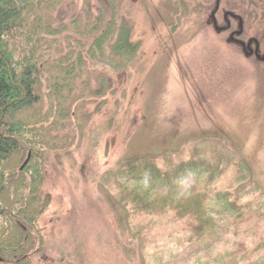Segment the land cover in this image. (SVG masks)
<instances>
[{"label":"rangeland","instance_id":"rangeland-1","mask_svg":"<svg viewBox=\"0 0 264 264\" xmlns=\"http://www.w3.org/2000/svg\"><path fill=\"white\" fill-rule=\"evenodd\" d=\"M115 2L66 0L56 16L105 15L108 25ZM117 9L115 30L123 16L139 51L121 70L100 56L92 64L95 97L56 132L67 139L47 156L50 200L22 264H264V0H118ZM143 157L181 176L190 166L186 187L206 183L214 244L190 246L172 213L139 212L128 191L147 190L141 183L124 179L127 196L118 194L115 171Z\"/></svg>","mask_w":264,"mask_h":264},{"label":"trees","instance_id":"trees-1","mask_svg":"<svg viewBox=\"0 0 264 264\" xmlns=\"http://www.w3.org/2000/svg\"><path fill=\"white\" fill-rule=\"evenodd\" d=\"M65 1L0 0V261H28L36 231L41 230L38 219L50 200L42 190L47 156L67 139L56 132L71 124L86 97H95L91 66L97 56L121 70L140 48L139 42L131 41L123 16L115 30L121 16L118 0L108 25L105 15L95 19L90 14L60 23L56 11ZM103 82L102 95L111 79ZM150 159H134L115 171L118 194L127 196L124 179L141 183L147 190L128 191L135 195L139 212L172 213L185 222L190 246L214 244L220 229L206 183L186 187L184 179L195 172L190 166L181 176L163 171ZM228 195L224 198L229 201ZM156 205L159 210L153 209Z\"/></svg>","mask_w":264,"mask_h":264}]
</instances>
